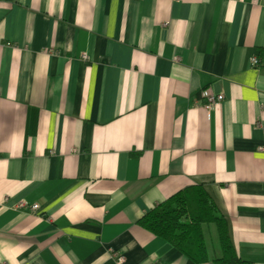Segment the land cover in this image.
Here are the masks:
<instances>
[{
  "label": "crops",
  "instance_id": "crops-1",
  "mask_svg": "<svg viewBox=\"0 0 264 264\" xmlns=\"http://www.w3.org/2000/svg\"><path fill=\"white\" fill-rule=\"evenodd\" d=\"M260 48L264 0H0V264H197L138 222L195 184L264 264Z\"/></svg>",
  "mask_w": 264,
  "mask_h": 264
},
{
  "label": "trees",
  "instance_id": "trees-1",
  "mask_svg": "<svg viewBox=\"0 0 264 264\" xmlns=\"http://www.w3.org/2000/svg\"><path fill=\"white\" fill-rule=\"evenodd\" d=\"M258 60L260 64L264 61V48L259 49ZM138 222L197 264L211 261L215 264H253L237 254L227 220L202 184L178 191L145 213ZM205 224L216 226L219 254L212 255L209 251Z\"/></svg>",
  "mask_w": 264,
  "mask_h": 264
},
{
  "label": "built area",
  "instance_id": "built-area-1",
  "mask_svg": "<svg viewBox=\"0 0 264 264\" xmlns=\"http://www.w3.org/2000/svg\"><path fill=\"white\" fill-rule=\"evenodd\" d=\"M85 59H87V56H84ZM259 64V60L257 57H254L252 59V65L256 66ZM202 95V102L204 107L207 109V111H209L210 113L214 112L218 106L219 103H221L224 100V95L223 94H216L213 92H209V91H203L201 93ZM25 202H20L19 206H24ZM38 207V205H34L33 208L36 209ZM125 261V256L123 254L118 255L117 257V262L118 264H122Z\"/></svg>",
  "mask_w": 264,
  "mask_h": 264
},
{
  "label": "rangeland",
  "instance_id": "rangeland-1",
  "mask_svg": "<svg viewBox=\"0 0 264 264\" xmlns=\"http://www.w3.org/2000/svg\"><path fill=\"white\" fill-rule=\"evenodd\" d=\"M84 56H85V54H84ZM204 229H205V236H206L207 245H208L209 249L211 251H213L214 248L217 247V244L220 246V241L218 238L216 226L214 224H205Z\"/></svg>",
  "mask_w": 264,
  "mask_h": 264
}]
</instances>
